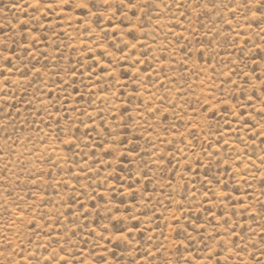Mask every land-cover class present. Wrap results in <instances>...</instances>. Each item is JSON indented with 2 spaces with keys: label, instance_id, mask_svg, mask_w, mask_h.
Returning <instances> with one entry per match:
<instances>
[{
  "label": "rangeland",
  "instance_id": "374dc122",
  "mask_svg": "<svg viewBox=\"0 0 264 264\" xmlns=\"http://www.w3.org/2000/svg\"><path fill=\"white\" fill-rule=\"evenodd\" d=\"M0 264H264V0H0Z\"/></svg>",
  "mask_w": 264,
  "mask_h": 264
},
{
  "label": "snow or ice",
  "instance_id": "6c2138e0",
  "mask_svg": "<svg viewBox=\"0 0 264 264\" xmlns=\"http://www.w3.org/2000/svg\"><path fill=\"white\" fill-rule=\"evenodd\" d=\"M62 3L64 5H69L70 0H62ZM48 7H51V4H49ZM77 7L85 8V7H87V5L86 4H78ZM133 47H135V45H133Z\"/></svg>",
  "mask_w": 264,
  "mask_h": 264
}]
</instances>
